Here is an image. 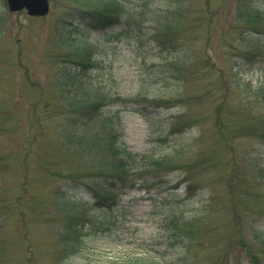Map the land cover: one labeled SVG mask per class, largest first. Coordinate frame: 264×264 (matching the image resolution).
<instances>
[{"label":"rangeland","instance_id":"rangeland-1","mask_svg":"<svg viewBox=\"0 0 264 264\" xmlns=\"http://www.w3.org/2000/svg\"><path fill=\"white\" fill-rule=\"evenodd\" d=\"M237 3L121 0L122 23L103 26L84 0H50L43 16L0 0V264H132L146 253L264 264L253 232L264 231V137L247 133L252 114L264 117V57L246 59L253 31ZM87 100L98 104L88 111ZM117 111L119 141L136 156L113 174L88 135ZM161 155L170 162L154 169ZM103 184L113 209L95 203L89 186ZM189 185L194 233L175 246L168 210ZM76 214L78 236L64 231Z\"/></svg>","mask_w":264,"mask_h":264},{"label":"trees","instance_id":"trees-1","mask_svg":"<svg viewBox=\"0 0 264 264\" xmlns=\"http://www.w3.org/2000/svg\"><path fill=\"white\" fill-rule=\"evenodd\" d=\"M85 2L93 5V8L90 11L91 14L96 17L98 20V23L102 22V25H110L109 23H122L121 16L119 14H115L116 11H119L121 9V0H84ZM241 3H237L235 6L236 14L238 17V20L243 21L244 23L248 24L251 31L253 33H246L247 36L252 40V44L249 45V49L247 52H245V55H247L246 59L253 60L260 57H264V9L261 5H252V3H247V1L241 0ZM187 9H180L179 15H182L184 11ZM174 21V20H173ZM173 21L170 23V25L167 26L166 29H168L169 33H172V36L174 37V34L172 32V25ZM181 23H184V19L178 18L173 27H178ZM248 38V39H249ZM89 63H91L90 59L88 58ZM86 62L81 61V65L83 67L86 66ZM259 93L257 96H260L263 98L264 101V91L263 88L259 90ZM96 100H102V98H96ZM96 100L93 101V103L90 100L83 102V107L87 108L86 110L91 111V108L96 106L98 103ZM100 101V102H101ZM94 104V105H93ZM93 110V109H92ZM251 111V110H249ZM93 112V111H92ZM117 115V116H107L106 118H102L101 121L96 122V124L99 126V130H94L92 134L88 135L89 141L98 143V150H100L105 155L104 160V168L112 170V173L115 174L117 172L124 173L126 170L130 169V164H133L134 156H136V153L131 151L127 146L122 143V141H119L118 132L121 129L120 120L118 118L119 113L118 111L115 113H111V115ZM94 115V113H93ZM252 117H254L257 127H259L261 130L264 128V117L256 116L252 114ZM118 118V119H117ZM255 128L254 126L249 127V134H254L259 137H264V135L261 133V130L259 128ZM179 130V126L177 123H175L173 127V132H176ZM88 138L84 140L78 141L76 144L79 145H85L88 142ZM170 162V157L165 155L156 156L153 160V167L154 169L161 167V166H167ZM183 168L187 165H176L175 167ZM239 172V169H237V172L233 173V177L237 175ZM259 173L262 172L261 169L258 170ZM101 174H106L104 172H101ZM149 186L148 182H145ZM156 183V182H155ZM92 189L93 196L95 198V203L99 208H107V209H113L116 206L117 198L115 195V191L112 188H109L105 184L103 185H94L89 186ZM177 188V185L175 186ZM193 185H189L186 189V195H184L183 198L176 197L175 207H170L168 212V218L170 217V220L168 221V226L170 228V231L172 233V236L174 238L173 244L175 246L181 245L185 241V237H188L189 235H192L194 233L193 228L195 226V219H189V216H185V209L182 210L185 199L189 198L190 200H195V196L192 194L193 192ZM173 191V190H172ZM234 189H231V197H234L233 193ZM235 199H237L235 197ZM232 200V209L234 210L235 206L238 204L236 203V200ZM182 204V207H180ZM193 203H188L187 205H191ZM236 204V205H235ZM185 211V212H184ZM83 213V212H81ZM231 213V211H230ZM79 214L74 215L73 217H70L69 223L65 224V233H72L75 236H78V223L85 219V215H81L82 217H78ZM235 220H238L237 215L234 216ZM193 232V233H192ZM253 232L256 234V237H264V231L260 227L256 226L253 228ZM262 243L264 244V238L262 240ZM189 255V254H188ZM190 257V255H189ZM191 259V257H190ZM135 261L132 262V264H166L165 261L162 258L157 259L155 254L146 253L145 256L137 257L134 259ZM252 261L254 264H263L258 256L252 255ZM190 264V261H189Z\"/></svg>","mask_w":264,"mask_h":264},{"label":"water","instance_id":"water-1","mask_svg":"<svg viewBox=\"0 0 264 264\" xmlns=\"http://www.w3.org/2000/svg\"><path fill=\"white\" fill-rule=\"evenodd\" d=\"M10 11H21L26 9L28 15L42 16L48 13L49 0H6Z\"/></svg>","mask_w":264,"mask_h":264}]
</instances>
